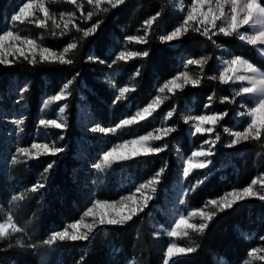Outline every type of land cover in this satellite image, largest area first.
<instances>
[{"label": "trees", "instance_id": "16d2710c", "mask_svg": "<svg viewBox=\"0 0 264 264\" xmlns=\"http://www.w3.org/2000/svg\"><path fill=\"white\" fill-rule=\"evenodd\" d=\"M26 1L0 0V33L13 11ZM175 2L124 0L117 7L106 4L99 9L86 1L81 8L64 1L50 4L59 12L66 11L79 16L77 22L80 30L72 26L63 33L53 35L49 32L44 38L47 46L57 50L67 47L69 43H76L77 47L70 50L67 57L72 63L40 62L37 58L38 62L32 64L30 59L17 56L11 58V63L0 64V109L7 104L1 98L7 99L13 92L12 84L16 82L17 86L25 82L28 87L24 95L26 130L31 133L35 132L44 114L53 118L61 105L55 103L50 112L46 113L44 99L59 93L65 83L71 82L69 95L64 100L69 114L68 126L58 131L57 135L64 134L63 146L67 147V151L30 159L19 164L14 172L13 183L18 182L29 188L49 164H54L51 190L63 198L62 203L57 198L47 208L46 200L38 203L37 197L30 198L22 204L18 213L22 220L27 221L20 227H27L33 242L45 241L56 226L77 219L86 203L87 199L76 191L71 177L72 169L78 163L73 153L82 136L77 117L80 108L85 105L83 94L101 123H117L124 116L132 115L135 110L149 104L157 95V87L175 77L182 69H195L196 65L187 64L189 59L208 58L203 70L200 68V84L169 93L165 103L153 116L131 127L138 135L148 133L160 125L166 113L173 109L172 120L177 124L176 131L159 142L162 146L166 145L162 152L131 159L124 164L125 172L130 171L137 180L147 181L161 168H166L156 201L163 202V196L173 192L172 184L180 177L176 150L183 157H189L211 136L207 133H190L184 121L186 114L198 116L207 111H215L222 114L212 135L215 138L218 135L219 140L216 139L214 154L210 155L211 165L195 170L184 179L183 185L187 190L185 206L203 208L209 201L230 191L242 190L264 175V132L260 140L250 139L228 147L225 129L238 127L235 114L237 98L234 93L238 86L209 79L215 73L220 56H240L262 71L264 57L259 54L256 45L239 41L235 35L226 37L218 34L209 40L193 30L195 25L189 28L178 43L162 41L160 37L173 31L182 20ZM260 3L264 5V0H260ZM104 8H108V11H103ZM89 11L93 12L90 19L87 18ZM153 16H157V19L149 28L145 22ZM97 22V30L85 37L82 30L91 28ZM134 36L145 37L146 42L130 44L129 48L138 52L146 51L148 55L118 60L117 50L127 38ZM109 71L119 73V81L134 79V89L127 98L117 100L115 89L102 80ZM90 89L94 91L90 92ZM209 96L212 97L211 101ZM247 104H251L250 99H247ZM2 177L3 172L0 171V198L3 203L7 191L3 187ZM151 209L152 215L146 210L123 225L100 229L89 246L83 241L60 242L48 264L58 261L63 264H163L165 256L161 241L166 244V237L158 235L157 226L160 223L170 226L171 221L153 207ZM32 212L34 214L30 219ZM18 215H14L16 221L20 219ZM18 237L23 241V246L17 245V239L14 241V238H11L10 244L0 242V262L8 263L17 259L19 264H37L34 248L26 246L24 235ZM179 242H191L195 251L174 256L169 264H246L250 261L249 252L264 247V200L249 197L236 202L232 207L218 211L203 232L190 230Z\"/></svg>", "mask_w": 264, "mask_h": 264}, {"label": "rangeland", "instance_id": "374dc122", "mask_svg": "<svg viewBox=\"0 0 264 264\" xmlns=\"http://www.w3.org/2000/svg\"><path fill=\"white\" fill-rule=\"evenodd\" d=\"M62 1L68 2V0H33V2H35V3L42 2L44 4V6L49 9L50 16H54L56 18L57 22H59L61 24V28L53 29L51 18L45 19L43 13L40 12L38 8L35 9L33 11V14L30 15L25 21L14 22V21H12L11 18L18 11V9H17L15 11H13L11 17L7 20V23H6L5 27L3 28V30L1 31L0 34H2L4 30H16L21 36L34 39L42 47H47V48H49L52 51H55L57 53L62 52L65 47L60 49V50H57V49H54V48L47 46L44 43L45 34H47L49 32L53 33V31H54L55 34L63 33L65 31H67L68 29H70L72 26L80 29V27L78 26V22H77V18L79 17L78 15L73 14V13H69L66 11H60L59 12L56 10L55 6L50 5V4L59 3ZM85 1L87 3V0H77V3H79L83 6L84 5L83 2H85ZM26 2H28V1H26ZM191 2H192V0H176V2H175L176 6L179 9L180 13L182 14V17L186 15L187 8H189L191 6ZM106 4L107 3L101 4L100 7H102ZM20 6H22V4ZM182 7H183L184 11L181 10ZM62 13L65 14V16H68L69 14L73 15L72 23H70L68 25L67 29H64L63 21L60 20V16ZM39 21H45L46 26L43 28L39 27L38 26ZM181 23H182V20L179 22V24H181ZM218 24H219V22H218ZM194 25L195 24H192L190 22V27L194 26ZM195 26H197V25H195ZM34 27H36V28H34ZM248 30H249V26L245 25L240 31L241 32H247ZM184 35H183V37H184ZM134 37H139V36H134ZM180 40L171 41V42L178 43ZM135 43H137L135 40H129L127 38V41L125 43H122L120 48L117 50L116 58L118 57V55L121 51H125V52L133 51L129 48V45L135 44ZM17 44H18V42H17ZM18 46H20V45L18 44ZM257 48H264V45L257 44L256 49ZM25 54L29 56V59H31V54L28 52L27 48H25ZM259 54L261 55L260 52H259ZM17 56H20L19 53H16L15 55H9L6 57V59L8 61H10L11 58L17 57ZM235 56H237V55H226V56L218 57L217 67L215 68V73L213 76L219 75V69L222 66L223 61L230 60ZM261 56L264 57V55H261ZM67 57H68V53L66 55V58ZM37 58H39V55H37ZM196 66L198 68L196 67L194 69L191 67L190 68L187 67V68L182 69L179 73H182L183 71L187 70L189 72L190 76H192L194 78H198L200 80V73H201L200 68L201 67L198 65H196ZM257 69L259 70L260 73H264V71H262L261 69H259V68H257ZM241 74L251 75L249 73H241ZM118 76H119V73H116L114 71H109L102 78V80L104 82L108 83L111 87H113L115 89L116 97L119 95V89L120 88L128 87L130 89V91L128 93H126L124 97L120 98V99H125V98H127L128 94L134 89V85H133L134 79L128 78V79H125L123 81H119ZM168 81L164 82L163 84H161L157 87V95L155 97H157L158 95L161 96L162 103H160L155 108V110L152 112V114L150 116H146L145 119L140 120L138 122H135L131 125H123L120 127H117V126L120 125V123L123 119L132 117L138 111L142 110L144 107L141 109L135 110L132 115L124 116L117 123L109 122L107 124H104V123L100 122L99 118L96 116V114L92 108L91 103H89L88 98L83 94L82 99L85 102V105L80 108V111H79L78 117H77L78 125H79L81 132H82V136L78 142V147L76 148L77 150L73 153V158L76 159L78 161V163L72 169L71 177H72L73 183L75 184V187L77 188L76 191L80 195L82 194L83 197L85 196V198L87 200H86V203L84 205L83 210L80 212L79 217L77 219L65 222L64 224H62L60 226H56L54 228L53 232L51 233V235L57 231H62L70 223L76 222L80 219H83L85 223H93V217H91V216L84 217L83 213L89 207H91L92 204L97 200L107 201V202H119L122 197H125L128 195H133L135 197V199L141 203V206H142L143 193H147L148 195H151L152 198L148 201V206L143 208V211L138 210L137 215L142 213V212H145L146 210H149L148 214L152 215L153 210L151 209V207H153V209H155V211H158L159 213H161L162 216L166 217L167 220L171 221L170 226H167L164 223H160L157 226L159 229L158 235L162 236L163 238L166 237V240H165L166 244L164 241H161L163 243L164 256H165V253L167 250V246L171 242H175L178 246L189 245V246L193 247L191 242H183V243L179 242V240L182 239V237H185V235L183 233L185 231H187L189 233V231L192 229H186V226L182 225L181 228L177 230L178 235L176 237H170L167 233L172 228L175 227L174 222L177 219H179V217L181 215L188 217V214L190 212L199 213V211H201V210H203L204 212H215V213L220 211L219 207L213 206L210 203H207L203 208H192V207L187 208L185 206V200L184 199H185V195H186L187 190L184 187L183 183H184V179L186 178V176L184 175V168L187 167V161L189 159H191L194 164L202 162V161H205V162L210 161V163L207 164V167H208L211 165L210 156L193 157L191 154L189 157H183L180 154V152H178L179 150L177 149L175 157H176L178 165L180 166V169H179L180 177L178 180H176L172 184L173 192L169 193V194L167 193V195H164L163 196V202H161V203H158L156 201L158 199V195L160 192L159 184L162 181L164 172L160 176V178H159L160 182L158 184L150 185L148 189H142L141 192H137L136 189L139 188L141 184L147 183L149 180H151L155 176V175H153L147 181H140V180H137L130 171L125 172V165L124 164L126 162L130 161L131 159H135L137 157H133V158L128 159V160H120L117 157L119 155H122L123 153L118 150V152L116 154H114L113 157H110L109 162L106 163L103 161L104 153L109 151L116 143H119L122 141H127V140H130L133 138H138L140 136L147 135L150 132L153 134H157L154 132V130L157 128L163 127V126L174 127L175 129H177V124L173 123V120H172L173 115L170 118L165 119L167 116V113L169 111H173V114H174V110L171 109L166 113V116H165L163 122L160 125H158L155 129L151 130L150 132L142 134V135H138L135 133V131L131 130L132 126H134L137 123H140V122L148 119L149 117L153 116L161 108L163 103H165V100H166L169 92L166 89L164 93H160L159 88L163 87V85L165 83H167ZM178 83H183V81H178ZM229 83L235 84L236 86H238L235 88L234 93H235V91H238L241 86L246 85V82H240V81H236V82L230 81ZM186 86H192V85L188 84ZM27 89H28V87L25 84V82H21L17 86H16V82H14L11 86V90L13 92L9 96V98H7L5 100L3 98H1V100L7 104H5L0 109V171L3 172V177H2L3 187L6 188V191H7V196H6L5 202L2 203L1 198H0V223L5 222L7 220L8 215H12L13 216V222H15L17 224V226H19V227H20V225L22 226L23 223L26 224V222H27L26 220H22L20 215H18V213H20V209L22 208V204L25 203L28 199L37 197L38 203H43V201L46 200L48 204H45V207L49 208L51 206V202H53V200H56L58 198V201L61 202L63 198H61V197L59 198L57 195L53 194V192L51 190V185L53 183L52 181L54 180V164H52L51 168L47 167V171L44 170V172L40 173L37 176V179H35V182L32 184V186H34L37 183H41L44 185L43 188L38 189V191H36V192H32L30 190L32 188V186L27 188L26 186L20 185L18 182L13 183L14 172L17 171L18 165L23 163V162H28L30 160L28 157L18 155L17 154V148H19V147H30V145L33 142H48L50 144L52 142H55L57 147L63 148V151L59 152V153H65L67 151V147L63 146V139H60L61 136L64 138V134L60 133L59 136H57V135L59 133L58 131H62V130L67 128L68 119H69L67 107L65 108V111L63 114L59 113V108L63 105H66V103H64L65 99H62L60 101H55V100L51 99L53 96L57 95L58 94L57 93V94L52 95V96H47L44 99V108H45V102L51 101L49 103L48 107H46L47 108L46 113L50 112L52 105H54L55 103L61 104L59 106L55 116L53 118H51V117H49L48 114H44V116L41 118V120L42 119H56L59 117L60 118L59 122L66 124V127L62 128V129H57V128L52 127L51 125H41L40 124L41 120H39L34 133L27 131L26 130L27 118H26V115L24 112V108L26 106V103L24 102V97H25L24 95H25V92L27 91ZM62 89H63V87L61 88V90ZM178 89H180V88H176L175 90H178ZM91 91L93 92L94 90L90 89V92ZM67 93L69 95V86L67 89ZM68 95H67V97H68ZM155 97L149 103H151L155 99ZM235 97L237 98V101L235 102V105H236L235 114H236V118L238 120V127L230 128V129H228V131H226L227 135H228V144H229L230 140L233 139V137L231 136L230 133L232 131H236V130H243V128L246 126V124L251 119L247 115L240 116L239 113L245 112L248 108H251L253 106V100L251 98H249L245 95H241V96L235 95ZM247 99L251 100V104H247ZM241 104L244 105L243 108L241 107ZM212 114H218V115L222 116V114L217 113L215 111H207L206 113H204L202 115H212ZM194 116L195 115L190 113V114H186L185 118L194 117ZM185 118H184V121H185ZM258 118H259V114H258ZM20 120H23L22 125L17 124V122ZM219 120L220 119H218L215 124L205 123L202 125V127L204 129L211 128L212 129L211 132H208V131L196 132L195 127H193L195 121L190 119L189 122L187 123L188 130L192 134L207 133V134L211 135L207 139V141H215V146H216L217 140L212 135L214 133V128H215V126ZM94 127H102L105 129L116 128V131L115 132H107V133L93 132L92 128H94ZM161 140H159V141L151 140L150 143L153 147H163L159 143ZM241 142H243V141H241ZM240 143H238V144H240ZM202 147L204 150H207L208 148L212 147V144L204 142L202 144L201 148ZM201 148L198 150H195V151H199V150H201ZM214 149H215V147L212 148V151H214ZM125 151H127V150H125ZM33 152H35V150H33ZM59 153H57V154H59ZM147 155H150V154H147ZM14 156H16L17 159L20 161L19 163H16V164L12 163V159ZM43 156H47V154L39 155V156L34 155L31 159H38V158L43 157ZM142 156H145V155H142ZM109 163H110V166H109ZM96 164H100L101 167L99 169L96 168L95 167ZM207 167H205V168H207ZM164 169H166V168H164ZM198 169H204V168L193 167V168L189 169V174L194 172L195 170H198ZM255 180H257L258 183L255 185H252V183H251L249 186H252L254 191H257V192H260L261 194H264V187H262V183H261V182H264V175L256 178ZM153 186L156 188V191L154 194L151 193V187H153ZM53 190H55V187L53 188ZM236 191H240V190H236ZM230 192H232V191H230ZM21 195H23V199L16 200V201L13 200L14 196H21ZM224 196H222L218 199H213V200H216V201H218V203H220V202H222V198ZM229 199H231V198H229ZM239 201H242V200H238L237 202H239ZM126 203L131 204L130 201H126ZM224 209H226V208H224ZM94 211L96 213V216L98 217V215L101 211L114 213L116 210H114V209H95ZM14 213H16L18 215V217L20 218L18 221H16V216H14L16 214H14ZM33 214L34 213L32 212L30 217H29L30 219H31ZM188 219H189V223H195V224H200V223H207L208 224L210 221V220H202L198 214L195 216L188 217ZM119 225H123V224L99 225V226L95 227L94 231L89 235V238L87 240H78V241H83L86 243V245L89 246L90 244H92V240L96 236L97 231H99L100 229L105 228V227L119 226ZM24 229L26 231H24L23 233H12L11 229H9V236L5 237V238H0V242H6V243L10 244L11 238H14L15 239L14 241H16V239H19L18 235H24V237L26 238V242H25L26 246L29 248H34V250H35V253L37 255V264H48L50 259L52 258V252L56 251V245L62 241L57 240L56 242L52 243L51 245L46 244V243H44V241L42 242L40 240H36L35 242H33V238L27 232L26 226ZM69 231H71V230L69 229ZM81 231L86 232L87 230L81 229ZM51 235H50V237H51ZM50 237L48 239H50ZM48 239H46V240H48ZM14 241H13V243H14ZM22 243H23V241H22ZM257 248L261 249V251L257 253V257H250V261H249L250 264H264V259L258 258V257H264V247L260 246ZM257 248H255V249H257ZM177 255H186V254H177ZM177 255H174V256H177ZM0 264H19V262L16 259V260H10V262H8V263L0 262ZM55 264H63V263L58 261ZM128 264H130V263H128Z\"/></svg>", "mask_w": 264, "mask_h": 264}, {"label": "snow or ice", "instance_id": "6c2138e0", "mask_svg": "<svg viewBox=\"0 0 264 264\" xmlns=\"http://www.w3.org/2000/svg\"><path fill=\"white\" fill-rule=\"evenodd\" d=\"M68 2L76 5L77 8L82 7L81 4L77 3V0H68ZM87 3L89 5H92L95 9H99L101 4L104 3H107L114 8L119 4L124 3V0H87ZM37 8L40 12L43 13L45 19L51 18L53 29L61 28V24L57 22L56 18L54 16H50L49 9L46 8L42 2L35 3L33 2V0H28V2H24L22 6H19L18 11L12 16L11 19L14 22H23L30 15H32L33 11ZM181 10L184 11L183 7L181 8ZM103 11H108V8H104ZM92 15L93 12L89 11L87 13V18L90 19ZM157 16H159V13H157ZM157 16H153L151 19L147 20L145 24L150 28L153 22L157 19ZM72 19V14H69L68 16H65V14L63 13L61 14L60 20L63 21L64 29L68 28V25L72 23ZM190 22L197 25L193 28L194 31L200 32L201 35L207 37L209 40H211L213 36L218 34H223L226 37L235 35L239 41L247 42L249 45H264V5L260 3V0H192L191 6L187 8L186 15L182 17V23L176 26L175 29L170 33L161 36L160 39L162 41L168 42L180 40L183 35L189 31ZM245 25L249 26V30L247 32H241L240 30ZM38 26L41 28L45 27V21H39ZM98 27L99 22H97L87 30H82L83 35L87 37L90 34H93ZM52 34L55 35V32L53 31ZM128 39L135 40L137 43L146 42L145 37H129ZM17 42L20 46H18ZM213 43L215 44L216 42L213 40ZM76 47V43H69L62 52L57 53L47 47H42L32 38L21 36L16 30H4L3 33L0 34V64L11 63V61H8L6 57L9 55H15L16 53H19L20 56L28 60L29 56L25 54V48H27L28 52L31 54V59L29 62L32 64L38 62L37 55H39L40 62H59L61 64H71L72 60L67 59L66 55L70 50L75 49ZM217 47H220V45H217ZM257 51L260 52L261 55H264V48H257ZM147 55L148 53L146 51H121L117 59L126 60L128 58ZM207 60V57H201L200 59H189L187 60V64L198 65L201 67V70H203V65L207 63ZM241 73H249L251 75ZM209 79H219L220 83L222 84H228L230 81L246 82L245 86H241L238 91H235V95H245L253 100V106L251 108H248L245 112L239 113L240 116L247 115L248 117H250V121L246 124L243 130H236L230 133L233 139L230 140L228 147H233L241 141H248L250 138L253 140H260L261 133L264 132V73H260L259 70L246 59L240 56H235L230 60L223 61L222 66L219 69V75L211 76L209 77ZM178 81H183V83H178ZM70 83V81L68 83H65L63 89L51 99L55 101L66 99L68 95L67 89ZM188 84L196 87L200 84V80L198 78L190 76L189 72L185 70L165 83L163 87H160L159 92L164 93L167 89L169 93H172L176 88H180L182 90L183 87ZM129 91L130 89L128 87L120 88L119 95L116 97V99L119 100L121 97H124L125 94ZM208 99L209 101H211L212 97L209 96ZM50 102L51 101H46L45 107H48ZM160 103H162V98L158 95L151 103H149L142 110L138 111L135 115L130 118L123 119L120 125H118L117 127L123 125H131L135 122L145 119L146 116H150L152 114V112ZM208 106L209 105H205V107ZM66 107V105L61 106L59 108V113L63 114ZM241 107L243 108L244 105L241 104ZM172 115L173 111H169L165 119L170 118ZM223 115H227V113H224ZM220 118H222V116L218 114L198 115L185 118V123H188L190 119L194 120L195 123L193 127H195L196 132H211V128L204 129L202 125L205 123L215 124ZM59 120V117L56 119H42L40 121V124L51 125L52 127L57 129L65 128L66 124L59 122ZM17 124L22 125L23 120L18 121ZM92 131L107 133L115 132L116 128L105 129L102 127H94L92 128ZM174 131H176L174 127L163 126L154 130V132L157 134H153L150 132L147 135H143L138 138H133L127 141L116 143L109 151L104 153L103 161L106 163L109 162L110 157H113L114 154L118 152V150L123 153L122 155H119L117 157L120 160H128L133 157H139L151 153H159L164 150L166 145L163 147H153L150 141H159L169 133ZM225 131H228V129H225ZM60 139H63V137L61 136ZM216 139L219 140L218 135ZM206 143H211L212 147L208 148L207 150H204L202 147L201 150L193 152L192 156L202 157L213 155L214 153L212 151V148L215 147V141H206ZM33 150H35V152H33ZM62 151L63 148L57 147L55 142H52L51 144L48 142H33L30 147L17 148L18 155L28 157L29 159H31L34 155H56L57 153ZM19 162L20 161L17 159V157L14 156L12 159V163L16 164ZM208 163H210V161H202L194 164L193 161L189 159L187 161V167L184 168V175L187 176L189 174V169L193 167L205 168L207 167ZM51 167L52 164H49L48 168ZM95 167L99 169L101 165L96 164ZM45 171H47V169ZM164 171V168L160 169L151 180H149L145 184H141L140 187L136 189V191L141 192L142 189H148L150 185L158 184L160 182L159 178ZM257 183V180L252 181V185H255ZM261 183L262 187H264V182ZM43 187V184L37 183L32 186L30 190L32 192H36L38 191V189ZM155 191L156 188L154 186L151 187V193L154 194ZM249 197H256L260 200H264V194L254 191L252 186H248L240 191L234 190L227 193L222 198V202L220 203H218V201L216 200H211L208 203L213 206L219 207L220 210H223L224 208L232 207V205L238 200H243ZM151 198V195L143 193L142 206L141 203L137 201L133 195L122 197L119 202L97 200L83 213L84 217H93V223H85L83 219L70 223L62 231H57L52 234L50 239L44 241V243L51 245L57 240H87L89 238V235L94 231L95 227L99 225H117L124 224L127 221H130L133 216L137 215L138 210L143 211V208L148 206V201ZM21 199H23V195L13 197L14 201ZM126 201H130L131 204L126 203ZM95 209H114L116 211L114 213L101 211L97 217L94 211ZM197 214L202 220H211L216 213L204 212L203 210H201L199 211V213L190 212L188 214V217L195 216ZM188 217L181 215L179 219L174 222L175 227L172 228L167 234L170 237H176L178 235L177 230L180 229L182 225L186 226V229H192L193 231L199 232H203V230L207 227V223H189ZM9 229H11L12 233H23L25 231L24 228L17 226V224L13 222L12 215H8L7 220L3 223H0V238L8 237ZM69 229L71 231H69ZM81 229H86L87 231L82 232ZM183 234L187 236L188 232L185 231ZM16 244L23 246L22 241L19 239H17ZM193 251H195V248L189 245L178 246L175 242H171L167 246L163 264H169V261L174 255L188 254ZM260 251L261 249L259 248L254 249L253 251L249 252V256L257 257V253ZM258 258L264 259V257ZM246 264H250V262H246Z\"/></svg>", "mask_w": 264, "mask_h": 264}]
</instances>
